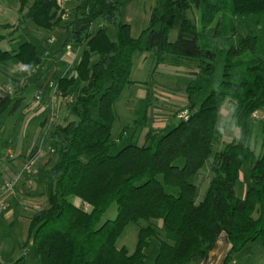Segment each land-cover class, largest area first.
Returning a JSON list of instances; mask_svg holds the SVG:
<instances>
[{"label": "trees", "instance_id": "trees-1", "mask_svg": "<svg viewBox=\"0 0 264 264\" xmlns=\"http://www.w3.org/2000/svg\"><path fill=\"white\" fill-rule=\"evenodd\" d=\"M126 1L78 0L64 19L58 0H18L16 22L0 23V44L32 25L64 30L58 54L84 46L76 76L57 81L61 99L71 97L65 105L70 120L46 135L54 152L45 172L48 208L31 216L25 246L33 245L37 264H146V251L155 242L150 264H200L225 233L231 248L223 264H235L247 244L260 240L264 246V126L258 155L251 148L250 127L252 114L264 111V52L259 45L264 0H156L138 38L121 21ZM191 9L198 12L197 25L184 19L170 42L175 14ZM41 46L47 56L51 45ZM139 52L152 57L154 69L168 57L173 63L197 61L185 88L188 119L160 134L149 132L143 146L127 128L113 133L114 106L134 84L132 60ZM13 58L28 71L42 63L36 45L28 41L14 54L0 48V65ZM217 60L223 63L222 80L199 100ZM78 82L82 85L71 91ZM20 101L1 97L0 117L15 112ZM226 104L232 106L239 136L213 155L208 189L196 202L193 178L213 154L216 123ZM245 165L251 186L239 198L235 186ZM112 204L116 217L102 221ZM129 225L137 227L132 253L117 246Z\"/></svg>", "mask_w": 264, "mask_h": 264}, {"label": "crops", "instance_id": "crops-1", "mask_svg": "<svg viewBox=\"0 0 264 264\" xmlns=\"http://www.w3.org/2000/svg\"><path fill=\"white\" fill-rule=\"evenodd\" d=\"M78 3V0H58L60 11L64 12L62 18H67L66 14ZM15 22L16 16L10 17L4 0H0V23L12 25ZM263 30L264 22L260 32ZM20 35L21 39L3 41L0 44L1 50L14 54L22 42H33L38 54L42 56V63L33 71H23L24 65L14 58L0 65V98L10 95L21 99L15 112L0 117V200L6 204V209L0 214V264L14 262L19 258H24L20 264L28 260L37 264L35 248L31 243L25 246V242L31 216L48 208L45 172L54 162V152L46 135L54 125L70 120L57 90V81L76 76L75 68L84 50V46H69L58 54L65 37L64 30L58 27L46 31L28 25L17 33V36ZM110 37L114 40L111 33ZM262 37L260 41L263 42ZM49 38L55 41L49 47L48 55L43 56L41 45ZM95 60L96 57H92V61ZM136 67L148 74L157 72L172 75L180 83L170 88L159 83H148L146 79H136L133 77ZM196 67V60H178L173 63L168 57L154 69L152 57L148 53H136L130 74L134 84L126 88L128 92L125 98L121 100L120 96L114 106L116 121L113 133L127 128L133 131V140L137 145L143 146L149 132L160 134L172 128L178 122L173 118L174 112L187 108L185 88L193 80ZM80 85L78 82L71 91ZM31 86L35 90L31 100L27 101L26 93ZM40 90L41 100L36 101L35 96ZM227 111L225 107L222 109L215 131L220 129ZM9 154L13 158H9ZM28 162H33L32 171L25 169ZM195 178L198 181V175ZM6 182H13L11 190H3ZM208 184L203 187L195 185L196 202L204 198ZM230 248L226 234L221 233L213 249L200 264H223Z\"/></svg>", "mask_w": 264, "mask_h": 264}, {"label": "rangeland", "instance_id": "rangeland-1", "mask_svg": "<svg viewBox=\"0 0 264 264\" xmlns=\"http://www.w3.org/2000/svg\"><path fill=\"white\" fill-rule=\"evenodd\" d=\"M177 1V0H175ZM212 2L216 0H210ZM156 0H127L121 7L120 16L121 21L123 23H127L130 27V35L132 38H138L142 31L145 30L149 24L151 10L154 7ZM6 11L9 13V16H16L17 18V9H18V0H4ZM197 16L198 12L191 9L183 14L176 13L175 21L173 26L169 31L168 39L170 42H174L178 37V31L181 23L184 19H188L192 21L195 25H197ZM115 38L114 32L110 31ZM6 34V33H5ZM264 35V30L259 33V38ZM16 38H22L21 35L17 36L14 34L13 36L6 37V40L13 41ZM264 40V37H262ZM260 41V39H259ZM260 49H264V41L259 42ZM222 72H223V63L221 60H217L215 64V70L212 77V80L209 86L206 88L204 92L199 95L198 99L201 100L204 98L208 91L218 87L222 80ZM149 75V76H148ZM154 75V76H153ZM152 76V77H151ZM136 79H146L148 83H159L161 85H165L166 87L174 88L176 87L179 81L169 74L166 73H150L146 71H139L136 67L135 73L133 75ZM35 87H30L27 90L26 98L27 101H30L32 95L34 93ZM133 91V89H131ZM131 91V92H132ZM128 92V89H125L121 94V100H123ZM228 109L226 112L223 123L220 124V129L216 131V138L213 144V154L209 161L205 164L202 171L198 174V181L194 178L193 182L196 186H204L207 182H210L212 174L210 173V166L213 155L221 151L227 144L236 141L238 139V129L234 126L233 121L231 120L232 106L230 104H226L224 106ZM183 110L175 111L173 114V118L175 121H179L176 115ZM95 116V113L93 112ZM250 127L252 132V140H251V148L254 150L255 154L258 155L262 148L263 143V135H262V127L264 126V111L257 112L256 117L251 118ZM27 165V164H26ZM26 167V166H25ZM251 186V182L248 176V167L245 165L242 167L240 177L235 186L236 195L239 198H243L246 190ZM75 203L83 207L84 209H89V207L85 204L80 203L79 201H75ZM82 205V206H81ZM117 215V206L116 204H112L107 212L103 215L102 221L113 220ZM137 242V227L135 225H129L121 235V237L117 240L118 247H125L127 251L132 253L135 249V245ZM156 254V243L153 242L151 247L146 251V264L152 263ZM236 264H264V246L262 245L260 240H257L253 243L247 244L236 256ZM23 264H33L31 261L24 262Z\"/></svg>", "mask_w": 264, "mask_h": 264}, {"label": "built area", "instance_id": "built-area-1", "mask_svg": "<svg viewBox=\"0 0 264 264\" xmlns=\"http://www.w3.org/2000/svg\"><path fill=\"white\" fill-rule=\"evenodd\" d=\"M65 17V16H64ZM55 40L53 38H49L46 40L45 44L46 45H51L53 44ZM69 47H67L68 49ZM22 70L23 71H28V69L23 66L22 67ZM41 95H42V90H40L36 96H35V100L36 101H40L41 100ZM62 103L64 105L68 104V103H71V97H68V98H63L62 99ZM256 114L257 112L253 113L252 114V118L256 117ZM177 119L179 120H187L188 117H189V113L188 111L186 110H183L182 112L178 113L176 115ZM9 158H13V155L9 154L8 155ZM27 171H32L33 170V162H28L27 165H26V168H25ZM13 187V182H6L4 185H3V190H11ZM6 209V204L4 203L3 200H0V214Z\"/></svg>", "mask_w": 264, "mask_h": 264}]
</instances>
